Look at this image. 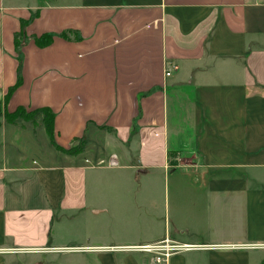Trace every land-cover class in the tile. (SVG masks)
<instances>
[{"label": "crops", "instance_id": "obj_1", "mask_svg": "<svg viewBox=\"0 0 264 264\" xmlns=\"http://www.w3.org/2000/svg\"><path fill=\"white\" fill-rule=\"evenodd\" d=\"M0 111V264H264V0H0Z\"/></svg>", "mask_w": 264, "mask_h": 264}, {"label": "built area", "instance_id": "obj_2", "mask_svg": "<svg viewBox=\"0 0 264 264\" xmlns=\"http://www.w3.org/2000/svg\"><path fill=\"white\" fill-rule=\"evenodd\" d=\"M172 72H173V68L171 66L166 68L167 77L171 76ZM177 160L179 161L180 159L177 158ZM109 164L112 167L119 166L118 158L116 156H112L109 160ZM235 247L237 246L235 245L207 246V245L187 244L166 238L164 240L155 243L107 247V248H102V250L109 252L146 254L153 257L158 264H164L167 263L170 260V258L173 257L174 255L182 254L185 252L216 249V248L226 249V248H235ZM91 249L93 248L71 247V248H63L61 249V251L81 252ZM30 252H35V251L17 249V253H30Z\"/></svg>", "mask_w": 264, "mask_h": 264}, {"label": "trees", "instance_id": "obj_3", "mask_svg": "<svg viewBox=\"0 0 264 264\" xmlns=\"http://www.w3.org/2000/svg\"><path fill=\"white\" fill-rule=\"evenodd\" d=\"M27 25V23H23L22 25V32L18 35H16V47L19 48V46L21 45V38L24 36L23 34V29L25 28V26ZM62 37L67 38V34L63 33L61 34ZM54 35L53 34H46L43 35L39 38L35 39L36 44L41 47H47L49 46L52 41H53ZM21 56H20V61H21ZM22 81L21 78L18 79V82L16 83V85L14 87H12L9 90V93L7 94L6 98H5V103L7 104V102L9 101V99L11 98V96L13 95V93L15 92V90L21 85ZM1 111H0V116H1ZM5 120L8 123L14 124L16 123L18 120H23L26 122H36L38 117L42 118V123L45 127V130L49 136V138L51 139V142L53 144V146L60 152L68 154V155H77L79 153H81L84 149V145L83 143H80L74 147H72L69 150H66L64 148H61L60 146H58L55 143V113L49 109V108H42V109H38L35 111H31L28 112L24 107H20L18 108L15 112L13 113H8L7 111L5 112ZM37 123V122H36Z\"/></svg>", "mask_w": 264, "mask_h": 264}, {"label": "rangeland", "instance_id": "obj_4", "mask_svg": "<svg viewBox=\"0 0 264 264\" xmlns=\"http://www.w3.org/2000/svg\"><path fill=\"white\" fill-rule=\"evenodd\" d=\"M38 119V118H37ZM36 119V120H37ZM33 122V121H32ZM37 122V121H36ZM36 122H33V124L36 126L37 125V123ZM9 124H11V123H9ZM72 156H77L76 154L75 155H72ZM178 163V162H177ZM173 168V167H172ZM166 238H169V237H166ZM166 238H164V239H166ZM164 239H162V240H164ZM169 239H172V238H169ZM172 240H175V239H172ZM159 241H161V240H159ZM176 241H178V240H176ZM156 242H158V241H156ZM180 242V241H179ZM152 243H155V242H152ZM182 243V242H181ZM184 243V242H183ZM143 244H148V243H143ZM137 245V244H136ZM254 247V246H253ZM61 249H63V248H60V249H57L56 251H58V252H66V251H61ZM132 254H135V253H132ZM136 254H138V253H136ZM141 255H146V254H141ZM147 256H149V255H147Z\"/></svg>", "mask_w": 264, "mask_h": 264}]
</instances>
